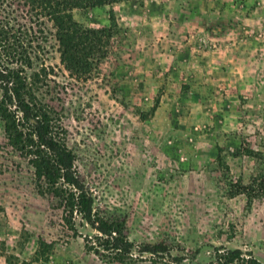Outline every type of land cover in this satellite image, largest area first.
Here are the masks:
<instances>
[{
    "label": "rangeland",
    "instance_id": "obj_1",
    "mask_svg": "<svg viewBox=\"0 0 264 264\" xmlns=\"http://www.w3.org/2000/svg\"><path fill=\"white\" fill-rule=\"evenodd\" d=\"M75 2L0 0V58L23 68L95 214L184 259L97 250L0 118V264H216L217 246L244 252L228 264H264V0ZM69 15L98 30L83 71L62 59ZM211 35L231 45L213 52Z\"/></svg>",
    "mask_w": 264,
    "mask_h": 264
},
{
    "label": "trees",
    "instance_id": "obj_2",
    "mask_svg": "<svg viewBox=\"0 0 264 264\" xmlns=\"http://www.w3.org/2000/svg\"><path fill=\"white\" fill-rule=\"evenodd\" d=\"M120 1L123 0H77L75 5L95 7ZM57 21L63 61L68 68L83 71L89 64L86 59L83 60L84 55L88 54L85 46L83 47L86 39L84 33L97 34L98 30L87 29L82 33L70 15L68 19L58 18ZM74 31L81 32L77 34L80 39L74 38ZM23 71V68H10L0 58V118L4 122V131L9 142L26 155L28 163L34 169L35 177L43 178L50 192L63 203L64 208L71 212L75 210L85 223L97 232V250L113 253L120 259L128 255L149 254L161 258L168 257L176 263L183 261L184 256L172 255L169 251L149 243L134 244L118 227L95 214L93 192L78 176L74 154L52 134L47 113L36 109L31 101L25 98L27 89ZM214 249L218 255L216 264L232 263L244 253L240 248L226 249L217 246ZM247 264L259 262L253 258Z\"/></svg>",
    "mask_w": 264,
    "mask_h": 264
},
{
    "label": "crops",
    "instance_id": "obj_3",
    "mask_svg": "<svg viewBox=\"0 0 264 264\" xmlns=\"http://www.w3.org/2000/svg\"><path fill=\"white\" fill-rule=\"evenodd\" d=\"M194 18H192L191 17V19H190V23L192 22V24H194ZM191 27V26H190ZM194 33V32H193ZM195 34V33H194ZM205 36H210V35H208V34H205ZM216 36V37H215ZM215 36H213V35H211V37H213L214 39H216V41H218V42H216L215 43V41L213 40L212 41V43L214 44V46H216V49L213 51V52H218V50H220L222 47H225L226 49H228L229 48V46L231 45V43H229L226 39H224V41H223V43H221L219 40H217V39H221V38H223V37H219L218 35H215ZM189 38V37H188Z\"/></svg>",
    "mask_w": 264,
    "mask_h": 264
}]
</instances>
